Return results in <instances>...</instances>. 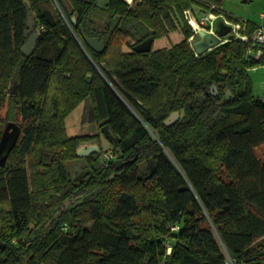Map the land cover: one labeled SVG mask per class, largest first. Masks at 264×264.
Returning <instances> with one entry per match:
<instances>
[{"label":"trees","instance_id":"1","mask_svg":"<svg viewBox=\"0 0 264 264\" xmlns=\"http://www.w3.org/2000/svg\"><path fill=\"white\" fill-rule=\"evenodd\" d=\"M28 1L0 0V142L20 129L0 165V264H264V100L250 74L264 58L236 38L197 56L185 16L197 6L238 22L226 0ZM172 33L169 48L134 51ZM87 99L98 133L71 137L66 120ZM93 143L74 179L68 163Z\"/></svg>","mask_w":264,"mask_h":264},{"label":"water","instance_id":"2","mask_svg":"<svg viewBox=\"0 0 264 264\" xmlns=\"http://www.w3.org/2000/svg\"><path fill=\"white\" fill-rule=\"evenodd\" d=\"M81 2L88 3V0H80ZM246 1V0H245ZM26 4L30 6V3L28 0H25ZM72 22L76 23L77 18L76 16L72 17ZM84 26H81V30L83 31ZM233 30L232 25H229L225 22L224 19L219 18L216 22L214 33L208 32L206 30H199L198 32V39L193 40L191 45L193 49L195 50L197 56H202L215 48L223 45L222 38L228 37L230 39L233 38V35L231 34ZM25 36L27 38V41L25 45L22 48V53L25 56H31L34 51L37 48V43L39 40L40 33L36 30V22L32 16L29 17V23L27 25V29L25 32ZM87 44L97 53H103L106 49V44L103 39L100 38H87L85 37ZM155 42V38L153 36L149 37L144 42L137 44L134 47L135 52L139 53H146L150 52L153 49V45ZM17 83L13 87L15 89ZM216 86L212 87V90L216 92ZM199 105H202L205 101L204 96H200L196 100ZM186 114V111L183 109L180 112H175L171 114V116L167 119L165 124L167 126H172L175 123H177L181 118H183ZM20 134V129L15 124H9L7 128L4 131V134L2 136L1 142H0V165L4 166L9 155L11 152V149L15 146L16 141L18 140ZM100 148L97 143L93 144H85L82 145L77 152V155L80 158L88 157L94 153H99ZM115 165L119 167L120 161H115Z\"/></svg>","mask_w":264,"mask_h":264},{"label":"rangeland","instance_id":"3","mask_svg":"<svg viewBox=\"0 0 264 264\" xmlns=\"http://www.w3.org/2000/svg\"><path fill=\"white\" fill-rule=\"evenodd\" d=\"M105 4H106V1L104 0L99 1V5H101L102 7H105ZM223 9L225 12H227L226 14L231 16V18L237 20L240 24H245L247 22H250V23H254L255 25L259 27H264V17H262V14H264V0H246V1L245 0H226L223 4ZM207 12L209 11L202 10L201 8L197 6H194L192 10V14L194 15L197 21L202 16H204V14H207ZM226 18L229 19V17H226ZM226 18H222V19L227 20ZM181 38L182 36L180 33H172L171 35L169 34L168 36L164 38L157 39L154 42L153 47L154 49L169 48L175 43H177L178 41H180ZM198 38L199 37L196 36L195 40H197ZM126 51H128V48H126ZM250 74H251L253 84H254V94L264 100V65L251 69ZM91 104L92 102L89 101V106L87 107V110H86L87 112L85 114L83 122L94 123V122H90L89 120V114L92 108ZM77 110H78L77 112L72 113L70 115L71 118L82 113V107ZM91 129H93L94 131H97L98 127L94 126ZM84 133H89L88 127L84 128L83 134ZM103 146H104V150L107 152L112 150L110 147V144L106 140L105 141L103 140ZM260 153L263 154L264 156V147H262ZM86 164L87 163L84 160V158H80L78 160L68 163L69 171L74 179H77L81 175L82 171L87 166ZM145 172H146V164L142 165L141 167V175L145 174Z\"/></svg>","mask_w":264,"mask_h":264},{"label":"built area","instance_id":"4","mask_svg":"<svg viewBox=\"0 0 264 264\" xmlns=\"http://www.w3.org/2000/svg\"><path fill=\"white\" fill-rule=\"evenodd\" d=\"M186 19L191 24L194 35L189 39L192 43L193 40H195L196 36L198 35L199 30H206L208 32L214 33L216 22L219 18H226L227 16L224 14L221 15H215V14H204L198 21L195 19L194 15L192 14V11H186L185 12ZM226 16V17H225ZM227 19V18H226ZM194 22L196 24H194ZM225 22L229 25H232V35L233 38L230 39L228 37L222 38V43L225 44L229 41H232L234 38L236 39H242L245 42L250 43V46L247 50V57L256 61H261L264 58V27L257 26V29L252 34V36H248L245 33V24H240L239 22H234L229 19L225 20ZM114 154L112 152H106L104 154L103 159L105 161L113 160Z\"/></svg>","mask_w":264,"mask_h":264},{"label":"crops","instance_id":"5","mask_svg":"<svg viewBox=\"0 0 264 264\" xmlns=\"http://www.w3.org/2000/svg\"><path fill=\"white\" fill-rule=\"evenodd\" d=\"M135 0H132V2H127L129 4H133ZM65 5L70 9L72 8V3L70 2V0H64ZM227 13V12H225ZM262 17H264V14H262ZM89 101H91L90 99L85 100L84 102H82L72 113L77 112V109H80L82 107V113H80L79 115H76L74 117L71 118V114L69 115V119L67 118L66 120V126H67V133L69 136L71 137H75V136H83V135H95L97 134V131H94L93 129H91L94 126L98 127L97 123H86L83 122V119L85 117L86 114V110L87 107L89 106ZM92 106V104H91ZM88 125V126H87ZM88 127L89 128V133H84V128ZM91 127V128H90ZM91 129V130H90Z\"/></svg>","mask_w":264,"mask_h":264},{"label":"bare ground","instance_id":"6","mask_svg":"<svg viewBox=\"0 0 264 264\" xmlns=\"http://www.w3.org/2000/svg\"><path fill=\"white\" fill-rule=\"evenodd\" d=\"M127 2H132V0H126ZM194 24H196L195 22H194Z\"/></svg>","mask_w":264,"mask_h":264}]
</instances>
